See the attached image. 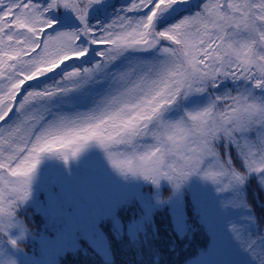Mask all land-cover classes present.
<instances>
[{"label":"snow or ice","instance_id":"snow-or-ice-1","mask_svg":"<svg viewBox=\"0 0 264 264\" xmlns=\"http://www.w3.org/2000/svg\"><path fill=\"white\" fill-rule=\"evenodd\" d=\"M91 144L153 184L264 191V0H0V233L42 154Z\"/></svg>","mask_w":264,"mask_h":264},{"label":"trees","instance_id":"trees-1","mask_svg":"<svg viewBox=\"0 0 264 264\" xmlns=\"http://www.w3.org/2000/svg\"><path fill=\"white\" fill-rule=\"evenodd\" d=\"M104 155L102 150L100 156ZM94 163L97 162L83 159L51 174L48 169L43 173L42 164L38 165L34 176L38 196L31 195L18 205L11 226L0 233V250L7 249L4 264H26L17 246L24 248L23 252L32 246L41 264H255L242 242L256 238L264 230V191L254 180L244 187L225 189L226 180L213 183L200 173L191 175L179 188L167 180L153 184L143 179L125 198L119 196L120 192L114 196L110 193L107 208L101 200L106 197L97 191L93 201L88 198L92 191L69 199L67 195L73 187L75 191L82 190L89 172L94 171ZM123 177L127 189L132 178ZM83 197L92 202L88 214L93 215V221L97 219L95 226L89 223L95 228L90 234L76 239L78 235L70 233V238L64 233L54 252L48 251L43 241L36 242L35 228L64 232L59 223L66 210L81 205ZM261 249L264 241L257 244V251Z\"/></svg>","mask_w":264,"mask_h":264},{"label":"rangeland","instance_id":"rangeland-1","mask_svg":"<svg viewBox=\"0 0 264 264\" xmlns=\"http://www.w3.org/2000/svg\"><path fill=\"white\" fill-rule=\"evenodd\" d=\"M102 150L103 149L99 148L95 144H91L86 149H84L77 157L70 158L67 163H65V161L61 157L55 154H42L40 158V163H39V164H42V167L40 168H43L42 170L43 173L45 169H48V173L51 174L55 170L64 171V169H68L69 167H71L70 164H75L77 162L81 163L83 159H87L90 162L96 161L97 163H94L96 164V166H94V171L89 172L87 179H86V183L82 187V190L79 191V188H75L76 189L75 191L73 189L74 187L72 186V184H70L69 186L70 191H71V188L72 187L73 188H72L71 193H69L67 196L69 197V199H72V198L76 199L78 194L87 195L89 191H92L88 193V198L93 201V197H95L94 191H97L98 195L101 194L106 197L105 200L103 199L101 200L104 203V208H107L109 205V203L107 204V202L110 199V193L117 194L118 192H120V196L125 198L129 194V192H131L143 180V178L140 176H132L131 174H128L132 178V181H131L132 183L129 184V187L126 189L121 179V178H124L123 176L125 175H121L117 170H115L112 167L111 163L107 159L106 154L103 157L100 156V153L102 152ZM89 156H92V157H89ZM75 167H78V166H75ZM98 170H99V173L96 174L95 171H98ZM36 174L37 173H34L33 178H32V181H34V183H31L30 196L31 195L38 196V185L36 183L38 181H37V178L34 177ZM101 180H103V183L101 182ZM72 194H77V195L71 196ZM81 201H82L81 205L80 203L75 204V207L72 209V211H69L64 216L62 221L59 223V226L62 228L64 232L58 234L57 231L50 232V231H47V229H43L42 227L41 229L35 228L33 231L36 234H34L33 236L35 237L36 242L39 243L43 241L48 246V247L46 246L45 248L48 249V251L50 252H54V250L57 248V243L59 244L60 236L63 235L64 237V233L67 237H70V238H71L70 233L72 234V236L78 235L76 239H83L85 236H82V235H85L87 233L90 234L95 228L92 227L91 224L89 223L93 222L92 224L93 226H95V221L97 219L94 218V221H93L92 220L93 215L88 214L90 212V208L92 207V202L89 201L86 197L81 198L80 202ZM94 214H96L95 211H94ZM84 222L86 224H83ZM56 225H57V230H59L58 224ZM37 234H43V236H36ZM58 246L59 248L61 247V245H58ZM9 247L14 250V247L12 245H10ZM19 250L26 264H41L40 258H38V256H35L33 254L35 253V251L32 246L27 252H23L24 248H20ZM6 252H7V249L4 247L3 249L0 250V264H4L3 257ZM12 260L13 259H10V261Z\"/></svg>","mask_w":264,"mask_h":264},{"label":"bare ground","instance_id":"bare-ground-1","mask_svg":"<svg viewBox=\"0 0 264 264\" xmlns=\"http://www.w3.org/2000/svg\"><path fill=\"white\" fill-rule=\"evenodd\" d=\"M40 205V204H39Z\"/></svg>","mask_w":264,"mask_h":264}]
</instances>
